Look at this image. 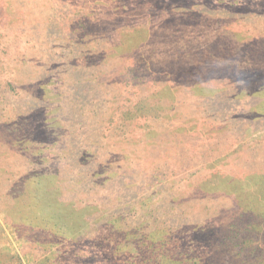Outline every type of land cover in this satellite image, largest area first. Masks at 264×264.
<instances>
[{"label": "rangeland", "instance_id": "rangeland-1", "mask_svg": "<svg viewBox=\"0 0 264 264\" xmlns=\"http://www.w3.org/2000/svg\"><path fill=\"white\" fill-rule=\"evenodd\" d=\"M0 264H264V0H0Z\"/></svg>", "mask_w": 264, "mask_h": 264}]
</instances>
